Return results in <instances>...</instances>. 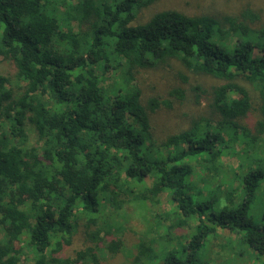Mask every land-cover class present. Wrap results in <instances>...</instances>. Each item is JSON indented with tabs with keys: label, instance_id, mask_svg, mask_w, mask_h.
<instances>
[{
	"label": "trees",
	"instance_id": "obj_1",
	"mask_svg": "<svg viewBox=\"0 0 264 264\" xmlns=\"http://www.w3.org/2000/svg\"><path fill=\"white\" fill-rule=\"evenodd\" d=\"M156 1L0 0V56L23 81L14 86L0 73V264H100V249L123 246L120 236L102 240L122 229L105 209L110 216L130 203L144 213L160 194L168 208L153 218L151 236L139 234L130 264H196L217 229L238 233L264 258V213L261 225L248 215L263 171L234 173L236 188L224 184L220 161L229 141L254 146L264 131V100L254 126L240 122L252 105L237 82L264 90L261 11L166 8L137 21ZM70 19L77 29L62 31ZM174 62L222 81L169 86L164 100L144 97L138 75L169 71ZM186 100L204 103L208 114L157 136L153 114ZM81 218L84 243L65 256ZM179 227L187 232L171 233Z\"/></svg>",
	"mask_w": 264,
	"mask_h": 264
},
{
	"label": "rangeland",
	"instance_id": "obj_2",
	"mask_svg": "<svg viewBox=\"0 0 264 264\" xmlns=\"http://www.w3.org/2000/svg\"><path fill=\"white\" fill-rule=\"evenodd\" d=\"M245 5L259 9L261 11V20L264 21V0H158L140 10L136 20L144 21L155 11L166 8H174L188 14H234ZM64 9L63 6L59 8L60 11ZM68 25L73 30H76L78 27L76 21L70 19L68 23L61 21L60 29L66 31ZM167 69L169 71L161 70L159 71L160 73L147 71L138 75L137 81L144 97L154 95L164 100L168 98L167 90L169 86L188 87V84H200L205 88H209L222 81L210 76L194 75L178 62H174ZM15 71L13 63L2 59L0 56V73L9 75L11 77V83L14 86H20L23 84V81L16 79L14 76ZM178 73H180L179 75H187L188 83H186L187 81L183 82L182 79L180 81L179 75H177ZM237 82L247 88L252 105V109L240 122L252 127L262 117L261 107L264 100V90L261 91L258 86L248 83L241 78ZM15 91L17 92L16 88ZM205 110L206 105L204 103L197 106L191 100H186L183 103L174 101L172 107L162 105L153 114L154 132L159 137L168 133L178 132L189 125L191 117ZM204 114H208V111H205ZM5 129V126H0V132ZM34 138V135L29 134V145H35ZM238 138L233 143L229 141L228 152L220 160L222 162L221 169L226 172L223 175L224 184L229 186L231 180L233 187L238 188L240 184L238 183L237 177L234 176V173L241 174L247 168H260L263 171V179L254 192L248 212L252 222L261 225L263 223L262 215L264 213V131L258 133V140L254 146H246L244 143L245 139L240 140L241 137ZM222 189L224 188L222 187ZM158 198L161 202L157 205L147 203L144 213L137 211L130 203H126L122 208L116 209L110 216L108 214L112 213V208L107 207L105 209L104 214H107V219L113 217L116 221L120 222L122 229L119 233L113 232L108 235H102V240L107 242L114 235L120 236L123 240V246L122 250L113 254L105 251V249H100V264H130L129 260L135 251L134 245L137 242L139 234L145 232L143 235L146 237L151 236V234L147 233V229L148 227H152L149 225L154 222L153 218L156 214H163L168 208L167 202L165 201V194H160ZM220 200L223 201L222 199ZM164 223L168 224V221H164ZM84 224H86V221L84 218H81L72 243L66 246L61 254L65 256L72 255L76 249L82 246L86 232ZM91 228L93 226L89 227V229ZM186 232L187 228L179 227L173 228L171 233L181 235ZM20 258L22 259V257ZM196 264H264V258L258 256L252 247L242 241L238 233L227 229H217L201 245L197 253Z\"/></svg>",
	"mask_w": 264,
	"mask_h": 264
}]
</instances>
